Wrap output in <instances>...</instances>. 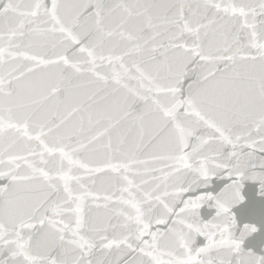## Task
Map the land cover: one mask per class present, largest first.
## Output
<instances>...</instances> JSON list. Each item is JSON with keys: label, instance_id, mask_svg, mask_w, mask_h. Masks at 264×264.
<instances>
[{"label": "snow or ice", "instance_id": "1", "mask_svg": "<svg viewBox=\"0 0 264 264\" xmlns=\"http://www.w3.org/2000/svg\"><path fill=\"white\" fill-rule=\"evenodd\" d=\"M0 264H264V0H0Z\"/></svg>", "mask_w": 264, "mask_h": 264}]
</instances>
